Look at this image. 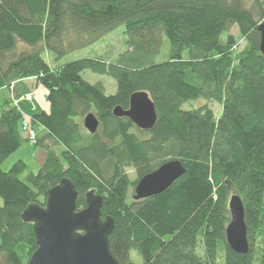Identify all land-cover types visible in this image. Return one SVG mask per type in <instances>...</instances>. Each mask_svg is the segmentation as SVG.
Returning a JSON list of instances; mask_svg holds the SVG:
<instances>
[{
  "label": "trees",
  "instance_id": "1",
  "mask_svg": "<svg viewBox=\"0 0 264 264\" xmlns=\"http://www.w3.org/2000/svg\"><path fill=\"white\" fill-rule=\"evenodd\" d=\"M261 22L264 0H0V90L24 96L25 80L35 77L50 106L27 118L44 132L36 136L44 150L37 172L21 181L24 161L7 171L0 166V264H27L37 247L33 225L21 213L28 203L44 205L46 190L63 177L78 191L76 209L86 206L88 190L102 196V217L114 220L110 250L120 264H220V242L221 264H264ZM120 27L128 48L114 63L81 57L57 65L44 57L60 61ZM232 27L247 42L238 58L230 54L234 37L220 40ZM164 39L171 55L156 62ZM82 70L112 77L116 93L87 82ZM137 90L149 94L157 111L148 131L112 113L116 106L127 109ZM196 99L221 102V116L213 117L204 102L181 107ZM10 101L0 110V163L26 140L24 116ZM88 112L99 127L80 144L75 119ZM58 145L67 149L63 158ZM174 158L184 164L183 176L162 193L128 202L126 165L139 180ZM229 190L244 205L246 254L226 243ZM198 237L203 254L196 250Z\"/></svg>",
  "mask_w": 264,
  "mask_h": 264
},
{
  "label": "water",
  "instance_id": "2",
  "mask_svg": "<svg viewBox=\"0 0 264 264\" xmlns=\"http://www.w3.org/2000/svg\"><path fill=\"white\" fill-rule=\"evenodd\" d=\"M259 32V51L264 57V22L256 27ZM127 109L116 106L112 113L131 120L136 127L150 130L156 123L157 111L149 94L137 90L129 97ZM95 114L88 112L83 125L89 133H96L99 125ZM186 168L179 159L162 163V166L145 174L134 186L133 198H142L162 193L176 179L183 176ZM78 191L67 177L46 190L44 205L28 203L21 213L22 220L33 225L36 250L27 264H120L111 253L109 236L114 228L110 216L102 217V196L95 190L84 195L86 206L76 209ZM230 221L226 225L225 238L230 249L239 254L249 251L244 205L241 196L232 193L229 197Z\"/></svg>",
  "mask_w": 264,
  "mask_h": 264
},
{
  "label": "rangeland",
  "instance_id": "3",
  "mask_svg": "<svg viewBox=\"0 0 264 264\" xmlns=\"http://www.w3.org/2000/svg\"><path fill=\"white\" fill-rule=\"evenodd\" d=\"M43 19L46 20L45 17ZM229 34L234 37V42H235L233 44L232 51L230 54L238 58L242 54L244 49L247 47V42H245L244 39H241L236 27H232V29L228 31V33L222 34L221 39H220L221 42H224L227 39V36ZM127 40H128V37L123 32V28L120 27L114 30L112 33L105 35L104 37H102L101 40L93 43L91 46L83 48L78 52L72 53L69 56H65L60 61L53 60V55L50 53L49 54L45 53L44 57L48 62L53 61L57 65H60L61 63L66 62V61H70L71 59H79L81 57H88L91 59L97 58V59L104 60L108 63H114L117 60L116 58L118 57V55L124 52V50L128 48ZM162 46L163 47L161 48L159 55L155 59L156 62L160 60L168 59V57L171 55V46L169 45L166 39H164ZM81 77H83V79H85L87 82L91 84L97 83L101 87L102 91L105 92L106 94L116 93L115 91L116 90V80L114 81L113 78L107 74H99L97 72H94V71L92 72L90 70H82ZM29 79L32 81L35 80L34 82L36 83L35 77H30ZM41 88L44 89L42 86ZM7 98H9L12 103L14 101H17L15 96L12 94V92L7 91L6 88H2L0 90V105L1 106L7 100ZM3 99L4 101L2 102ZM203 102L206 103L207 108L211 111L213 117L221 116L223 112V108H222L223 106L221 102H217V101H206L204 99H196V100L187 101L183 103L181 107L187 110V109H191L192 107H196L200 104H203ZM45 105L49 106L48 100L41 89H36L34 93L32 94V96H29V97L23 96L21 99H19V106L23 107L22 110H26V111H30L33 109L42 110L43 109L42 107H44ZM21 112L23 116L25 117L27 116L24 114L23 111ZM83 119L84 118L75 119L77 126H78L79 133L82 136V142L80 144L84 143L87 140V138L89 137L88 135H92L91 133H89L86 127H84ZM38 130L39 131H36V135L38 134V138H40L44 132L42 131V129H38ZM133 131L135 132L136 130L133 129ZM23 137H25L26 139L25 134H23ZM54 148L57 152V155H59V157L61 158H63L64 153L67 152V149L62 145L55 146ZM43 158H44V150L37 147L36 142H32V141L29 142L28 139H26L25 143L21 144L20 147L17 149V151L10 154L9 157L4 159L2 163H0V166L3 171H7L18 160L24 161L25 166L22 168L21 174L19 176L20 180L24 181L25 178L27 179V176H26L27 174L32 173V172L33 173L37 172V170L43 164V161H44ZM64 166H65V162H64ZM124 172L129 181V186H128L129 189L127 193L128 202H131V201L135 202L137 201V199L133 198L134 189H135L134 186L138 182L136 170L131 165H126L124 168ZM33 193H35L34 194L35 197L39 199L44 198L43 195L39 194L35 189ZM231 194L232 192H230L229 190V192L227 193V198H226V206H227V203H228V200ZM215 198H216V195H215ZM0 204H1V200H0ZM228 216H229V212H228ZM229 221H230V216H229ZM197 240L198 241L196 245V250L198 251V254L199 253L203 254L204 253L203 242H202L203 239L198 237ZM23 248H24L23 253L25 256V254H27L29 249L28 247H23ZM217 249H219L218 250L219 251L218 252V260H219L218 262L221 264L223 263V253H224L223 251L224 249L222 247L221 242L218 244ZM130 253H131V258L133 261H136V262L140 261V257L135 252L134 253L130 252Z\"/></svg>",
  "mask_w": 264,
  "mask_h": 264
},
{
  "label": "crops",
  "instance_id": "4",
  "mask_svg": "<svg viewBox=\"0 0 264 264\" xmlns=\"http://www.w3.org/2000/svg\"><path fill=\"white\" fill-rule=\"evenodd\" d=\"M35 81V80H34ZM34 81H32V80H30L29 78L27 79V80H25V82H26V85H28V91L26 92V93H31V95L34 93V91L36 90V89H41L42 91H43V93H44V95L46 96V89L41 85V84H36ZM35 83V84H34ZM41 86L44 88V89H42L41 88ZM4 90V89H3ZM3 90H2V92H3ZM10 90L11 91H13V89L12 88H10ZM7 91H9L8 89H7ZM14 96H15V98H16V100L17 101H14L13 103L11 102V104H13V105H15L18 109H20V111H23L24 112V114L25 115H27L26 117L27 118H30V116L32 115V114H34V113H37V112H39L40 110H37V109H33V110H30V111H26V110H22V108L23 107H21V106H19V99H21L22 97H23V94H21V93H12ZM26 95V94H25ZM4 101V99L2 100V102ZM0 107H1V105H0ZM42 107V106H41ZM46 107H48V108H46ZM49 107L50 106H44V107H42V108H40V109H42V110H44V111H48L49 110ZM36 108H38V107H36ZM0 110H1V108H0ZM25 117V116H24ZM39 129H42V127H39ZM37 131H39V130H37ZM23 143H25V142H23ZM22 143V144H23ZM18 161H20V160H18Z\"/></svg>",
  "mask_w": 264,
  "mask_h": 264
},
{
  "label": "built area",
  "instance_id": "5",
  "mask_svg": "<svg viewBox=\"0 0 264 264\" xmlns=\"http://www.w3.org/2000/svg\"><path fill=\"white\" fill-rule=\"evenodd\" d=\"M25 97H29L32 96L31 93L24 95ZM21 132L23 134L26 135V139H28L29 142H36L37 138H36V131L34 130V128H32L29 125L28 119L26 117H24L22 123H21Z\"/></svg>",
  "mask_w": 264,
  "mask_h": 264
}]
</instances>
